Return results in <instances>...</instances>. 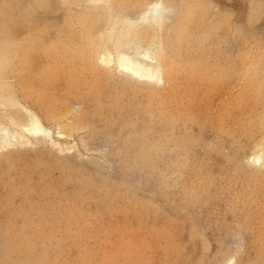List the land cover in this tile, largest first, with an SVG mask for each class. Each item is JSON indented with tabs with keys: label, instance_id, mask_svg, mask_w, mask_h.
Listing matches in <instances>:
<instances>
[{
	"label": "rangeland",
	"instance_id": "rangeland-1",
	"mask_svg": "<svg viewBox=\"0 0 264 264\" xmlns=\"http://www.w3.org/2000/svg\"><path fill=\"white\" fill-rule=\"evenodd\" d=\"M0 264H264V0H0Z\"/></svg>",
	"mask_w": 264,
	"mask_h": 264
},
{
	"label": "bare ground",
	"instance_id": "bare-ground-1",
	"mask_svg": "<svg viewBox=\"0 0 264 264\" xmlns=\"http://www.w3.org/2000/svg\"><path fill=\"white\" fill-rule=\"evenodd\" d=\"M118 66L120 69L127 71L136 76H144L146 78L152 77L149 71H145L144 69L139 67L137 64L132 63L126 56H121L118 59ZM35 119L34 120L32 119L33 121H31L30 128L28 129L26 128L25 131L30 134L37 133V132L45 134L46 132L42 129V126ZM261 159H262L261 157H257L256 161L260 162Z\"/></svg>",
	"mask_w": 264,
	"mask_h": 264
}]
</instances>
